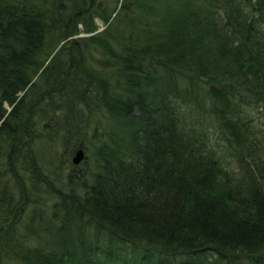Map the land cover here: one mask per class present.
<instances>
[{
	"label": "trees",
	"instance_id": "obj_1",
	"mask_svg": "<svg viewBox=\"0 0 264 264\" xmlns=\"http://www.w3.org/2000/svg\"><path fill=\"white\" fill-rule=\"evenodd\" d=\"M109 2L0 0V264H264V0Z\"/></svg>",
	"mask_w": 264,
	"mask_h": 264
},
{
	"label": "rangeland",
	"instance_id": "obj_2",
	"mask_svg": "<svg viewBox=\"0 0 264 264\" xmlns=\"http://www.w3.org/2000/svg\"><path fill=\"white\" fill-rule=\"evenodd\" d=\"M106 1V0H105ZM112 1V4H114V2H113V0H111ZM107 2L108 3H111V2H109V0H107ZM94 24H95V27H96V32L95 33H99L100 31H102L104 28H105V24L103 23V21H101V20H99V19H97V18H95L94 19ZM78 28H79V31H80V37H86V35H87V32H84V30H83V26L82 25H79L78 26ZM95 33H93V34H95ZM93 34H91V35H93ZM89 36V35H88ZM243 59H244V61H243V63L244 64H246L247 65V59H248V57H246V55H244V57H243ZM261 123H263V120H261ZM54 149H58V146L57 145H55V148ZM84 153H85V156L81 159V161L79 162V163H77V164H73L74 166L73 167H76V169L77 170H79V172H84V171H89V170H93L94 169V166H93V162H92V157L90 156V154L87 152V150H85L84 151ZM73 155L74 154H72V156H71V158L73 157ZM71 160V159H70ZM62 166V168H57L58 170H57V172L58 173H64V172H66V168L68 167V166H63V165H61ZM70 166V165H69ZM65 181V180H64ZM61 182V181H60ZM50 202V201H49ZM47 210H45L44 211V218H46L47 217V214L49 213V207H47L46 208ZM28 210L25 212V214H24V216L22 217V221H25L26 222V220H27V216H28ZM33 237V236H32ZM31 237V238H32ZM37 243V242H36Z\"/></svg>",
	"mask_w": 264,
	"mask_h": 264
},
{
	"label": "water",
	"instance_id": "obj_3",
	"mask_svg": "<svg viewBox=\"0 0 264 264\" xmlns=\"http://www.w3.org/2000/svg\"><path fill=\"white\" fill-rule=\"evenodd\" d=\"M85 156L84 150L82 148H79L75 151L73 157L71 158V161L73 164H77L81 161V159Z\"/></svg>",
	"mask_w": 264,
	"mask_h": 264
}]
</instances>
